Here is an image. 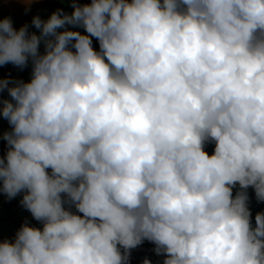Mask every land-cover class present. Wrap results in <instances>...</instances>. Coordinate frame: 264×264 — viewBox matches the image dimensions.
Instances as JSON below:
<instances>
[{"label": "clouds", "instance_id": "obj_1", "mask_svg": "<svg viewBox=\"0 0 264 264\" xmlns=\"http://www.w3.org/2000/svg\"><path fill=\"white\" fill-rule=\"evenodd\" d=\"M71 7L0 19V192L41 225L0 264H264V0Z\"/></svg>", "mask_w": 264, "mask_h": 264}, {"label": "rangeland", "instance_id": "obj_2", "mask_svg": "<svg viewBox=\"0 0 264 264\" xmlns=\"http://www.w3.org/2000/svg\"><path fill=\"white\" fill-rule=\"evenodd\" d=\"M86 0H76L77 3L84 4ZM46 0H0V13L3 17H10L13 26L16 29H19L21 26L27 24L29 32H35L37 35L40 34V31L29 23L26 18L33 19L34 16L39 15L41 19L46 20L52 12L45 7ZM91 3V0L88 1ZM54 6L56 9L63 8L64 11L71 13V0H55ZM71 28V26H68ZM62 30V29H61ZM73 30L84 32L83 28H75ZM94 39V38H93ZM99 49V45L96 47ZM40 51H44L43 41L40 45ZM15 73L19 74V78L15 76ZM12 77L14 79H22L24 81H29L31 77V65L23 69L18 68L12 64H7L0 66V78ZM0 97L9 98L7 92L0 93ZM10 130V125L8 121L0 117V137L5 131ZM206 150L211 154L209 145L206 146ZM22 199L21 195L9 200L5 194L0 192V241L4 239L12 240L15 238L16 232L20 228L18 224L25 220H29L31 224L40 227V222L35 221L31 213L25 209L20 200ZM72 211H76L75 208H72ZM79 214V213H77Z\"/></svg>", "mask_w": 264, "mask_h": 264}, {"label": "trees", "instance_id": "obj_3", "mask_svg": "<svg viewBox=\"0 0 264 264\" xmlns=\"http://www.w3.org/2000/svg\"><path fill=\"white\" fill-rule=\"evenodd\" d=\"M54 1L55 0H46L45 2V7L50 10V11H55L56 8L54 6ZM89 0H86L84 2L88 3ZM3 15L0 13V19H3ZM26 20L32 24V19L30 18H26ZM38 31H40L39 29H37ZM98 41L95 40V38L93 39V46L96 48L98 46ZM15 76L17 78H19V74L15 73ZM209 148L211 150V152L214 149V144H208ZM7 151V144L6 142L2 139V137H0V156H3ZM235 189H234V193H235ZM248 195L250 198V209L252 212V219H253V223H254V217L255 214L257 212H261L264 211V202H257L256 198H255V192L254 190L250 187L248 189ZM82 215V214H80ZM29 221V220H28ZM25 221L21 222L19 225V227L24 223ZM30 222V221H29ZM154 245L148 241H145L142 245L138 246L136 249H133L131 251V258H130V264H142L143 260L145 258H148L149 260L152 261V264H157L158 261L161 262L162 264V257H158L153 251Z\"/></svg>", "mask_w": 264, "mask_h": 264}]
</instances>
